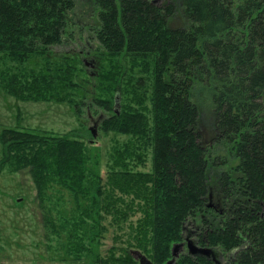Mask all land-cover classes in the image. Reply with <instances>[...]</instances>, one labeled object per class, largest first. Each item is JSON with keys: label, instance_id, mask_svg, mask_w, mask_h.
Returning a JSON list of instances; mask_svg holds the SVG:
<instances>
[{"label": "trees", "instance_id": "1", "mask_svg": "<svg viewBox=\"0 0 264 264\" xmlns=\"http://www.w3.org/2000/svg\"><path fill=\"white\" fill-rule=\"evenodd\" d=\"M93 3L91 76L79 53L52 49L73 38L76 0H0V65L12 64L3 67L4 88L17 98L68 103L77 116L95 104L107 112L102 131L132 136L134 149L149 156V169L136 173L144 217L121 240L124 257L135 262L130 249H137L165 264L180 243L172 264H264V0ZM176 12L184 25H170ZM32 56L41 66L21 70ZM202 105L211 111L208 142ZM0 143V167H28L39 197L50 183L76 195L89 181L101 194L103 179L116 174L91 178L85 144L72 135L6 127ZM93 202L101 226L106 203ZM188 240L212 253L190 254ZM71 243L68 252L83 251Z\"/></svg>", "mask_w": 264, "mask_h": 264}, {"label": "rangeland", "instance_id": "2", "mask_svg": "<svg viewBox=\"0 0 264 264\" xmlns=\"http://www.w3.org/2000/svg\"><path fill=\"white\" fill-rule=\"evenodd\" d=\"M71 21L73 38H66L63 44L52 49L56 55L64 51L79 53L85 71L94 76L97 61L91 52L85 54L97 47L96 40L89 38L92 32L87 28L96 23L93 0H76ZM169 22L172 26L185 24L179 12ZM83 39H88L86 45ZM2 63L0 131L7 127L72 135L85 144L91 178L99 171L103 177L104 171L116 174L111 175L110 182L103 179L101 194L94 192L89 181L76 195L57 183H50L45 194L39 197L28 167H0V264H139L137 260L124 257L121 247L126 246L121 240L129 229H136L144 217L139 211L141 198L135 192L136 186L144 182L136 173L149 169V156L143 150L134 149L132 136L102 131L100 123L107 112L95 104H90L87 112L82 108L77 116L68 103L36 101L8 94L1 78L5 76L3 67L12 64ZM19 63L21 70L38 69L42 60L32 56ZM199 123L204 142H208L213 136L209 106H201ZM90 128L95 129V138ZM92 139L95 140L91 142ZM1 154L0 143V159ZM125 173L131 177L130 185L124 181ZM93 198L94 201L103 198L106 203L99 214L101 226L97 214L92 213L96 209ZM92 226L95 235L90 231ZM76 239L83 251L74 256L68 251L73 247L71 241L74 243ZM179 246L180 243L173 245L175 249Z\"/></svg>", "mask_w": 264, "mask_h": 264}, {"label": "water", "instance_id": "3", "mask_svg": "<svg viewBox=\"0 0 264 264\" xmlns=\"http://www.w3.org/2000/svg\"><path fill=\"white\" fill-rule=\"evenodd\" d=\"M119 101H120V97H119L118 93H116L114 96V106L113 107L117 113L119 112V108H120ZM90 129H91V133H92L93 138H95L97 136L95 129H92V128H90ZM94 140L95 139H92L91 142ZM180 246H181V244H180ZM187 247H188V251L190 254H197V253L208 254L210 252L212 253L211 249L197 247L191 240L187 241ZM177 253H178V249H175L173 247L172 248V258H170L165 264H172L175 260V256L177 255ZM130 254L136 260H138V262L140 264H151L150 259L137 249H130Z\"/></svg>", "mask_w": 264, "mask_h": 264}]
</instances>
